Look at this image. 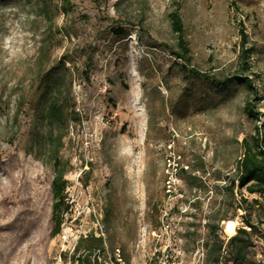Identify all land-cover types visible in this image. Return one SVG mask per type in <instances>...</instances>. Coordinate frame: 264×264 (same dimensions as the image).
Segmentation results:
<instances>
[{"label":"rangeland","instance_id":"374dc122","mask_svg":"<svg viewBox=\"0 0 264 264\" xmlns=\"http://www.w3.org/2000/svg\"><path fill=\"white\" fill-rule=\"evenodd\" d=\"M71 2L64 15L62 0H0V264H70L75 242L97 226L105 264L116 250L123 264H216L205 247L215 234L224 244L218 264H234L219 210L237 206L241 194L257 198L236 182L227 201L224 186L257 126L246 101L264 114V0ZM176 5L188 69L166 49L177 44L169 19ZM241 28L254 49L247 76L255 96L190 72L220 81L236 75ZM53 98L66 125L46 122ZM60 137L69 209L51 238L49 152ZM243 214L233 220L236 234ZM248 258L264 264V224Z\"/></svg>","mask_w":264,"mask_h":264},{"label":"trees","instance_id":"16d2710c","mask_svg":"<svg viewBox=\"0 0 264 264\" xmlns=\"http://www.w3.org/2000/svg\"><path fill=\"white\" fill-rule=\"evenodd\" d=\"M73 8L74 5L71 0H62L61 11L64 15L70 14L73 11ZM169 19L172 31L176 36L177 44L175 47L166 46V49L172 57L182 62L183 69H188L192 66V56L188 41L185 37V28L180 15L179 5L174 7L173 12L169 15ZM239 33L241 38V50L239 54L240 66L236 75L220 81L208 74H201L193 68L190 72L192 73V76H200L215 83L227 84L230 82H237L247 89L249 95L255 96L257 94V89L255 88L252 79L247 76L251 74L252 68L250 60L254 54V49L248 47V35L244 32L243 28L240 29ZM244 111L248 119L256 122L257 126L252 135L242 139L241 146L244 153L242 158L237 162V175L234 179H228V182H226L224 186V190L227 193L226 199L229 201L230 198L235 197L234 191L237 182V187L240 191L245 190L249 195H257V198L248 202V200L243 197V194H241L242 197L238 201L237 206L224 203L223 206L220 207V222L233 221L239 210L244 213L241 216L244 227L240 228L237 234L230 238L226 245L227 253L234 264H254L248 258L251 238L258 230L259 226L264 224V221H261L260 214H257L260 212L264 214V122L258 124L264 114L256 110V107L251 100L246 101ZM68 118L69 116L65 115L62 105L53 98L45 114L46 122L51 127L56 125H66ZM52 141L49 155L53 162L55 176L52 181V195L54 201L52 216L53 226L49 236L55 238L61 232L63 212L68 210L69 206L66 205L65 202L67 182L64 180V176L67 172V166L59 161V151L62 139L60 137ZM231 209H234V214L229 217L227 213L231 211ZM254 214H257L255 217L257 222H254ZM223 246V242H221L219 236L215 234L211 242L205 245L208 249V260H212L218 264ZM97 251L104 254V240L102 237H96L94 232L91 231L89 234L82 236L78 240L71 258L79 264H105L102 263V260L99 261L97 257H95Z\"/></svg>","mask_w":264,"mask_h":264},{"label":"built area","instance_id":"2783aa9c","mask_svg":"<svg viewBox=\"0 0 264 264\" xmlns=\"http://www.w3.org/2000/svg\"><path fill=\"white\" fill-rule=\"evenodd\" d=\"M174 171L177 172V171H178L177 168H174ZM174 178H175V173L173 172V173H171L170 178H169V180L167 181L168 192H170L169 190L172 188V184H173V180H174ZM94 234H95L96 237H102V238H103V236H104V232H103V230H102V227H101V226H97V228H96V232H95ZM77 242H78V240H77ZM77 242H75L74 246H73V247L71 248V250H70V254H69V263H70V264L73 263V262H72V258H71V256H72V253H73L74 250H75V247H76ZM105 251H106V247H105ZM104 254H105V252H104ZM101 255H102V254H101L100 251H97V252L95 253V257H97V259H98L99 261L102 260V258H101L102 256H101ZM111 259H113V260L111 261L112 264H123V257H122V254H121L120 250H116V251L114 252V254H113V257H112ZM111 259H110V260H111ZM61 260H62V255H60V257H59V261H61ZM77 263H78V262H77ZM78 264H79V263H78Z\"/></svg>","mask_w":264,"mask_h":264},{"label":"bare ground","instance_id":"6f19581e","mask_svg":"<svg viewBox=\"0 0 264 264\" xmlns=\"http://www.w3.org/2000/svg\"><path fill=\"white\" fill-rule=\"evenodd\" d=\"M237 222L236 221H227L225 222V232L229 236L233 237L236 234Z\"/></svg>","mask_w":264,"mask_h":264}]
</instances>
